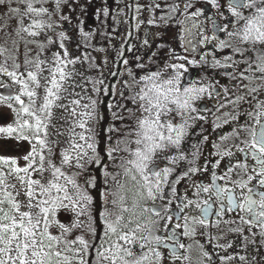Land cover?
Wrapping results in <instances>:
<instances>
[{
    "label": "flooded vegetation",
    "instance_id": "obj_1",
    "mask_svg": "<svg viewBox=\"0 0 264 264\" xmlns=\"http://www.w3.org/2000/svg\"><path fill=\"white\" fill-rule=\"evenodd\" d=\"M249 2L251 9H235L233 0H48L43 5L51 8L52 38L47 43L67 42V53L80 40L76 26L84 22L87 8L98 16L89 23H104L105 33L113 26L110 61L101 52L93 60L103 65L106 77L113 74L100 87L104 121L109 120V104L116 101L117 111L125 105L130 96L126 85L137 81V73L146 76L156 70L161 77L169 71V81L179 75L185 86L207 89L192 93L196 99L187 111L190 140L178 146L176 161L168 168L154 158L150 163L146 199L135 209L146 223L140 234L144 264H264V224L256 221L253 226L252 214L239 207L247 208L245 198L251 197L257 202L256 211L264 214L258 206L264 195L259 181L264 177L257 175L264 171L260 163L264 157L250 147L253 132L264 125V45L240 39L264 5L241 0ZM233 11L245 19L233 16ZM44 48L35 62L37 73L44 64L40 59ZM106 131H100L101 146ZM101 171L94 196L110 212L112 200L107 188H101ZM130 189L127 186V195ZM156 240L166 246L149 243Z\"/></svg>",
    "mask_w": 264,
    "mask_h": 264
},
{
    "label": "rangeland",
    "instance_id": "obj_2",
    "mask_svg": "<svg viewBox=\"0 0 264 264\" xmlns=\"http://www.w3.org/2000/svg\"><path fill=\"white\" fill-rule=\"evenodd\" d=\"M47 2L48 0H4V3L0 4V161H15L14 165L0 163V219L4 218L3 213H8L10 217L4 224H0V227H10L13 221L21 223L20 214L30 215L40 229L36 232L38 238L41 237L42 232L46 231L48 236L71 244L76 251H81L80 246L75 243L79 238H83L89 247H92V241L86 237H90L87 233L94 226L93 208L97 178L95 169L99 162L98 151H100L106 157V164L101 171V188H107L112 200L108 209L113 211L107 212V206H102V199L99 200L102 233L99 237L100 242L94 247V264H111L110 260L101 259L98 255L102 242L104 252L111 253L117 249L121 254L131 252V257L126 258L121 255L117 264H121V261L123 264H136L138 260L143 261L144 258L145 251L140 246V234L145 231L146 223L135 209L146 199V178L149 176L150 163L154 158L160 161L164 168H168L172 161H176V156H179L178 146H184L186 141L190 140L188 110L181 112L175 105H167L168 114L162 113L160 123L167 122L173 128H182V134L173 132L174 137L180 135V143L175 147L165 145L163 152L155 151L148 158L150 162L143 165L145 170L141 173L139 167H133V165H139L142 162L131 153L142 151V149L133 142L141 139L143 135H154V132L142 131L140 127L142 120L149 119L151 122V118L143 109L151 108L149 99H156L155 89L162 92L179 91L181 93L179 102L182 104L183 93L187 89H192V86H185L183 78L178 75L171 81L178 87L170 89L161 87L162 84L169 82L171 77L169 71L161 77L156 70L149 71L151 76L137 73L134 75L137 81L134 79L128 81L125 89L130 95L128 100L131 99V101L127 100L119 111L115 110L117 102L113 101L108 106L109 120L104 121L99 109L100 87L113 74L106 77L103 65L93 60L99 58L100 52L104 57L108 55L113 26H108L105 33L103 32L106 28L104 23L99 25V20L89 23L88 21L98 16L96 13L90 15L87 8L84 22L81 26H76L80 29V40L76 48L74 46L67 53L65 47L67 42L61 41L58 44L53 42L50 45L47 43V39L52 38L50 36L52 25L51 21H48L51 8L43 6L47 5ZM29 5L32 6L31 13L28 11ZM36 12L48 14L34 15ZM32 24H40L41 28H32ZM25 28L36 32L37 35L29 36L24 31ZM25 46L28 51L24 53ZM43 48L45 51L40 59L44 60V64L43 67L37 68V73L35 62ZM108 61H110L109 55ZM34 64L33 68H28ZM107 69L108 67H105V70ZM167 70H170V66ZM31 75L36 76L35 83L29 79ZM14 77H18L15 83ZM153 77L158 79L153 80ZM53 82L56 83L55 88L52 87ZM21 84L24 87H21ZM200 88H202L201 85L198 89ZM21 92L34 94V96L29 99V95L21 96ZM49 92L52 96L48 95ZM121 96L127 99L126 94L121 93ZM141 96L149 99L141 100L139 99ZM8 98L10 100H5ZM16 98H19L20 103H17ZM46 103L50 106L44 110ZM25 108L28 109L29 115H24ZM42 110L43 114H41ZM151 111L154 114L158 109L151 108ZM102 119L104 124L108 125L105 129L107 131L104 134L103 146L100 145ZM37 120L41 121L40 125L36 124ZM82 123L84 128L77 127ZM25 124L28 128L23 127ZM37 127L40 128L39 133L35 131ZM9 128L17 130L12 133L11 138L5 134ZM137 133H141V136L138 137ZM162 134L167 136L166 128L162 130ZM81 136L86 139L81 141ZM36 140H40L44 147L41 148L39 144H36ZM156 141L160 143L159 140L153 142L156 143ZM89 144L95 148V152L88 149ZM73 145L76 147L74 148ZM82 152H87V155H80ZM65 154L71 157V162L65 160ZM30 157L34 159L29 160ZM77 164H80V167H77ZM13 168H28L29 171L28 173L20 172L18 176ZM54 172L61 173L59 178L53 175ZM68 181L72 183L69 184ZM51 184H55L62 190L67 189V192H57L49 187ZM127 186L131 187L129 195L126 192ZM76 189L86 192L93 201L91 205L86 206L85 214L77 215L76 213L77 209L85 207L81 201L62 199L65 195L69 198L75 197ZM29 190L33 196L31 200L28 199ZM5 197L8 199L5 200ZM40 201L44 203L41 205ZM13 204L20 205L19 213L13 210ZM41 207L49 210L47 223H45V217L40 215ZM105 212H107V223L116 230L112 234L107 232L105 226ZM128 213L133 216H127ZM37 217L39 219H36ZM77 222L80 227H76ZM23 223L28 222L23 221ZM121 237L125 239L133 237L131 246L126 245ZM45 244H48L47 240ZM38 247H40L39 244ZM62 247L57 245L55 250L59 251ZM61 254L65 256L66 261L80 259L73 256L69 249H63ZM85 254H83L84 260H86ZM0 258L9 260L10 264L16 261L14 252H5ZM51 258L55 264V256Z\"/></svg>",
    "mask_w": 264,
    "mask_h": 264
},
{
    "label": "snow or ice",
    "instance_id": "obj_3",
    "mask_svg": "<svg viewBox=\"0 0 264 264\" xmlns=\"http://www.w3.org/2000/svg\"><path fill=\"white\" fill-rule=\"evenodd\" d=\"M56 2L59 3L60 0H56ZM209 2H211V0H209ZM257 2L260 3L261 5H264V0H257ZM2 3H4V0H0V4ZM213 6L215 7V5ZM232 6L235 9H241L244 7L251 9L253 7V3L249 2L247 4H244V3H241V0H233ZM28 11L30 13L32 12L31 5L28 6ZM47 14L48 13L46 12L34 13V15H47ZM231 14L233 16L239 17L240 19H245V17L240 16L239 11H233ZM257 15H258V19L250 20L247 24V27L244 30V34L240 37V39L245 44L253 43V44L264 45V10H260L257 13ZM31 27L38 29V28H41V25L32 24ZM24 31L27 32L29 36L37 35L36 32L29 31L27 28H25ZM241 54L242 53H237V55H241ZM261 59H264V57H261ZM261 71L264 72V67L261 68ZM17 79L18 77H14L13 82L15 83ZM29 79L33 83L36 82L35 75H31ZM152 79L156 80L158 79V77H153ZM21 87H24V85L21 84ZM37 87H39V85H37ZM52 87L53 88L56 87L55 82H53ZM161 87L165 89H170V88L178 87V85H174L171 81H169L166 84H162ZM150 91H152V89H150ZM155 91L157 92L156 99H149L146 96H141L139 98L141 100L149 99L151 108L158 109V111H156L154 114L152 113L151 108L143 109V111L147 112L148 116L151 118V122L149 119L140 121V127L142 131L146 130L148 132H154V135L153 136L143 135L141 139H138L133 142L139 148L142 149V151H135L131 153V155H134L135 157L138 158L139 161L142 162L139 165L137 164L133 165V167H139V170L141 173H143L145 170L143 165L150 162L148 158L151 157L155 151L158 150L160 152H163L165 150V147H164L165 145H171L175 147V146H178L180 143V138H181L180 135H176L174 137L173 132L182 134L183 129L173 128L172 125L167 122H165V124L160 123V117L162 113L165 115L168 114L167 105H175L177 109L181 112L187 111L189 110V102L191 100L196 99V97L193 96L192 93L195 91V92L202 94L206 92L207 89L205 88L187 89L183 93V103L182 104L179 102V99L181 98V93L179 91H175V92L163 91L162 92L159 89H155ZM20 95L21 96L29 95V99H32L34 96V94H28L26 92H21ZM48 95L52 96V93L49 92ZM160 98H163V99H160ZM16 101L17 103H20L19 98H16ZM49 106L50 105L46 103L44 110H47ZM77 106L79 105L77 104ZM23 111H24V115H29L28 109L25 108ZM41 114H43V110ZM40 123L41 121L39 120L36 121L37 125H40ZM23 127L28 128V125L25 124L23 125ZM77 127L84 128V124L82 123L80 125H77ZM165 128L167 130V136L162 134V130H164ZM16 131H17L16 129L9 128L6 130L5 134L9 138H11L12 133ZM35 131L39 133L40 128L37 127ZM18 135H22V134L18 133ZM136 135L140 137L141 133H137ZM85 139L86 137L84 136L80 137L81 141H84ZM155 140H159L160 143H154L153 141ZM253 140L255 142L252 143L250 147L254 149V153L259 154V157H264V125L261 126V130L259 132H255V131L253 132ZM145 141H147V143H145ZM35 143L39 144L41 148L44 147L43 143L40 140H36ZM73 147L75 148L76 146L73 145ZM88 149L95 152V148L91 144L88 145ZM80 155L82 156L87 155V152H82L80 153ZM64 158L66 161L71 162V157H69L67 154H65ZM31 159H34V157L29 158V160ZM41 162H43V157H41ZM0 163L4 165H9V164L14 165L15 161L4 160V161H0ZM260 163L264 165V160H261ZM30 167H31V164H30ZM77 167H80V164H77ZM13 171H15L16 174L19 176L20 172L28 173L29 169L28 168H25V169L13 168ZM37 171H41V169H37ZM167 174L168 173L165 172V178L167 177ZM53 175L59 178L61 173L54 172ZM158 175H159L158 172L156 171L152 172V176L154 178H158ZM257 175L264 177V171L258 172ZM68 182L69 184L72 183V181H68ZM49 187L52 189H55V191L57 192H60V191H64L65 193L67 192V189L62 190L61 188L57 187L55 184H51L49 185ZM156 187L159 188V184H157ZM259 187L264 189V179H261L259 181ZM204 191L207 192L209 191V189H204ZM253 195H255V193H253ZM149 196L153 199L155 198L151 196V192H149ZM7 199L8 198L5 197V200ZM28 199L29 200L33 199V196L31 195L30 190L28 194ZM62 199L79 200L85 204V207H81L76 210L77 215L85 214L86 206L91 205L93 203V201L87 195V193L83 192L80 189H76L75 197L69 198L65 195L64 197H62ZM39 203L42 205L44 201H40ZM229 203L233 205L235 204V202L231 198L229 199ZM245 203L247 205V208H244L243 206H239V207L241 208L242 211H246L252 214L253 221H254L253 226H255L256 221H259L261 224H264V214L258 213L256 211L257 202L251 199V197H247L245 198ZM258 206L259 208H264V195L259 196ZM29 207L31 208L32 206H29ZM73 207H75V205H73ZM12 208L15 212L19 213L20 205L13 204ZM39 211H40V215L45 217V223H47L46 218H47V214L49 210H45L44 208L41 207ZM208 211H209L208 209H205V213H204L205 216L208 215ZM153 214L156 215L157 213H153ZM2 215L4 218L0 219V224H4L7 221V219H10L8 213H3ZM19 218H20L21 223H16L15 221H13L10 227H0V249H2V251H0V257H3L5 252H14L16 256V261L14 262V264H54V261L51 258L54 255L55 264H88V262L83 259V254L89 251V244L83 238H79L75 241V243L78 244L81 248V251H76L75 249L72 248L71 244L64 243V241L58 240V239L54 240L52 236L47 235L46 231L42 232L41 237L38 238L36 236V232L39 231L40 229L37 227V224L35 223L34 218L32 216L20 214ZM36 219H39V217H37ZM23 221H27L28 223L25 224L23 223ZM104 221H105V226L107 228V232L109 234L114 233L116 231L115 228H113L111 224L107 223V212H105L104 214ZM117 223H119V221H117ZM245 223H247V221H245ZM76 227H80L78 222L76 224ZM17 229L19 231H17ZM65 231L67 232V229H65ZM137 231H139V229H137ZM121 239L124 240L126 245L131 246L130 242L134 238L128 237L127 239H125L124 237H121ZM45 240H47L48 244H45ZM149 243H156V244H161L163 246H166L164 245V242L161 240L149 241ZM38 244L40 245V247H38ZM48 245H52V246L49 247ZM57 245H62L63 247L59 251H56L55 248ZM140 246L143 247L144 245L141 244ZM113 247H115V245H113ZM102 248H103V242L101 244V250H98V255L100 256L101 259L110 260L111 264H117V261L120 260L121 255H123L126 258L131 257L132 255L131 252H124L123 254H121V252L118 249L116 251H112L111 253H108V252H104ZM45 249H47V252H45ZM63 249H69V251H71L73 256L79 257L80 259L76 261H72V260L66 261L65 256L61 254ZM26 254H30V255H26ZM0 264H10V261L0 258ZM121 264H123V261H121ZM136 264H144V262L142 260H138Z\"/></svg>",
    "mask_w": 264,
    "mask_h": 264
},
{
    "label": "trees",
    "instance_id": "obj_4",
    "mask_svg": "<svg viewBox=\"0 0 264 264\" xmlns=\"http://www.w3.org/2000/svg\"><path fill=\"white\" fill-rule=\"evenodd\" d=\"M101 133L102 131L105 132V124L104 121L101 123ZM101 149V148H100ZM98 157H99V162H98V166L96 168V179L99 178V172L101 171L102 166H104V164L106 163V157L103 153H101L100 151H98ZM105 162V163H104ZM95 198V204H94V208H93V215H94V226L93 229L87 233L88 236L90 237H86L87 239H89L92 244V247H89V251L86 252V260L88 262V264H94V252H95V246L100 242L101 239H99V237L101 236L102 233V229H101V225L102 222L99 219V215L98 213L100 212L99 208H100V202H99V198L97 196H94ZM103 228V226H102Z\"/></svg>",
    "mask_w": 264,
    "mask_h": 264
}]
</instances>
